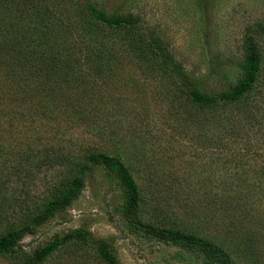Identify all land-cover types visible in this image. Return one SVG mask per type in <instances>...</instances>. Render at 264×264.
<instances>
[{
	"label": "rangeland",
	"instance_id": "374dc122",
	"mask_svg": "<svg viewBox=\"0 0 264 264\" xmlns=\"http://www.w3.org/2000/svg\"><path fill=\"white\" fill-rule=\"evenodd\" d=\"M95 1L133 23L99 31L81 0H0L15 35L68 37L63 51L79 61L72 84L55 68L48 82H28L24 100L0 99V237L22 233L0 264H211L210 243L227 241L222 189L242 196L264 233V0ZM245 43L259 54L251 93L192 103L174 70L211 91L234 84ZM96 48L105 50L97 59ZM93 152L128 166L135 208L124 210L118 183L86 163ZM82 165L76 197L45 215ZM254 249L236 261L264 264V242Z\"/></svg>",
	"mask_w": 264,
	"mask_h": 264
},
{
	"label": "trees",
	"instance_id": "16d2710c",
	"mask_svg": "<svg viewBox=\"0 0 264 264\" xmlns=\"http://www.w3.org/2000/svg\"><path fill=\"white\" fill-rule=\"evenodd\" d=\"M81 7L85 12L86 20L90 24H92V21L95 22L99 27V31L102 27L120 29L121 26L127 23H133L130 15L109 12L105 7L97 4L95 0H81ZM17 21L15 24L9 17L5 19L0 12V99L13 97L24 100L27 94L25 86L28 82L35 80L39 85L48 82L51 77L47 74H50V71L55 68L56 71L59 70V74L64 76V79L72 84L71 80L75 72L73 66L77 65L79 61L77 59L76 62L73 59L74 51H63L67 49L68 37H60L55 44H51L48 35L28 34L27 28L20 31V35H15L14 30L16 27L19 31ZM69 34L71 36V32ZM52 39L55 40L53 37ZM98 40L99 36L96 34L93 39L94 47L102 44ZM96 49L97 52L94 51V54L97 59L105 50L103 51V48ZM77 51H81V49H77ZM86 56L82 54L81 61ZM235 65L238 69V78L235 83L227 84L213 91L188 73L178 69H175L174 73L186 88L192 103L199 107L225 106L245 98L254 87L259 74V54L255 45L245 43L242 56L236 61ZM68 76L70 78H67ZM71 103L80 107L79 103ZM87 162L94 166H101L107 177L118 183L124 210L135 208L139 200V188L128 166L120 158L93 152L86 156ZM86 173L85 166L79 167L78 176L69 182L65 192L58 199L48 202L44 211L45 215L55 212L76 197L80 188V178ZM224 191L222 189V196H218L219 206H221L219 226L227 241H222L220 244L210 243L212 250L208 262L211 264L214 262L240 264L236 261L237 256L241 254L251 255L252 258L253 254H257L254 247L264 242V233L257 232L254 216L250 215L247 210L242 209L244 206L240 201L242 196L228 195V197H223ZM124 210L122 209V211ZM236 212L240 213L236 214ZM21 234L20 230H14L0 237V253L9 252L17 244ZM172 235L174 234L172 233L170 236ZM173 238L172 240H175V238H179V235H174ZM52 249V246H48L35 251L32 259L36 262L41 261L52 252Z\"/></svg>",
	"mask_w": 264,
	"mask_h": 264
}]
</instances>
